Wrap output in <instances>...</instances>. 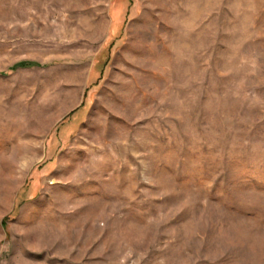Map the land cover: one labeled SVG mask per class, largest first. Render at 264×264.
<instances>
[{"label":"rangeland","instance_id":"1","mask_svg":"<svg viewBox=\"0 0 264 264\" xmlns=\"http://www.w3.org/2000/svg\"><path fill=\"white\" fill-rule=\"evenodd\" d=\"M0 264H264V0H0Z\"/></svg>","mask_w":264,"mask_h":264},{"label":"trees","instance_id":"2","mask_svg":"<svg viewBox=\"0 0 264 264\" xmlns=\"http://www.w3.org/2000/svg\"><path fill=\"white\" fill-rule=\"evenodd\" d=\"M33 66H37V65L34 64V63L26 62V63H21V64L15 66L12 70H17V68H21V67H23V68H29V67H33Z\"/></svg>","mask_w":264,"mask_h":264}]
</instances>
